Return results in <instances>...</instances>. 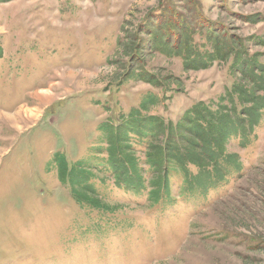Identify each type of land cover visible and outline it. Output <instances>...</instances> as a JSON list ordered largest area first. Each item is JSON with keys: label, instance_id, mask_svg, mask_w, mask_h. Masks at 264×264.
Returning a JSON list of instances; mask_svg holds the SVG:
<instances>
[{"label": "rangeland", "instance_id": "obj_1", "mask_svg": "<svg viewBox=\"0 0 264 264\" xmlns=\"http://www.w3.org/2000/svg\"><path fill=\"white\" fill-rule=\"evenodd\" d=\"M164 4L218 21L264 65V0H0V264H264V117L249 146L225 147L241 172L205 196L172 178L151 205L114 182L120 119L174 122L241 77L231 59L184 71L144 46ZM76 190L112 211L78 206Z\"/></svg>", "mask_w": 264, "mask_h": 264}, {"label": "trees", "instance_id": "obj_2", "mask_svg": "<svg viewBox=\"0 0 264 264\" xmlns=\"http://www.w3.org/2000/svg\"><path fill=\"white\" fill-rule=\"evenodd\" d=\"M166 8L164 4V16L156 26L150 22L146 30H141L148 37L144 46L151 52L179 58L184 71L206 69L215 62L231 59L229 70L241 71V77L225 90L218 103L196 102L174 122L135 110L131 122L122 126L127 120L120 119L117 132L108 133L106 152L111 156L116 187L135 196L146 193L151 205L169 198L172 178L179 179L181 195L189 197L205 196L209 189L220 187L229 175L239 174V156L226 153L225 147L230 140H237L243 148L249 146L264 117V65H258L256 52L249 53L239 45L218 21L204 20L197 12L189 23L183 22L175 11H165ZM139 46L135 45L136 53ZM146 81L161 86L152 74ZM136 118L140 120L135 121ZM136 152H142V156ZM143 165L148 167L150 178L145 176ZM73 194L80 207L112 211L85 192L76 190Z\"/></svg>", "mask_w": 264, "mask_h": 264}]
</instances>
